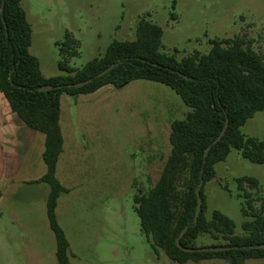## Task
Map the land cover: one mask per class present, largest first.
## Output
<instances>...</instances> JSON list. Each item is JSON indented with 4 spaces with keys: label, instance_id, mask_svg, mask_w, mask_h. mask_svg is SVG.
<instances>
[{
    "label": "rangeland",
    "instance_id": "rangeland-1",
    "mask_svg": "<svg viewBox=\"0 0 264 264\" xmlns=\"http://www.w3.org/2000/svg\"><path fill=\"white\" fill-rule=\"evenodd\" d=\"M31 26L29 53L44 77L64 75L57 43L66 31L78 41V54L67 59L81 68L100 57L112 41L135 39L145 18L162 29L161 51L181 59L205 54L210 42L243 39L264 59V0H20ZM5 101V100H4ZM6 102V101H5ZM189 111L167 86L134 80L106 85L92 94L60 97L59 125L63 148L55 177L67 189L57 199L55 215L69 244L70 264H177L154 253L140 231L134 211L137 188L155 184L170 152V123ZM2 118V117H0ZM20 121V120H19ZM0 122V178L11 180L0 199V264H57L55 239L45 211L48 185L32 183L45 170L40 157L43 135L26 140L28 128ZM23 127V129H22ZM25 129V132H24ZM240 132L264 140V110L248 119ZM214 177L203 186L209 219L218 211L242 234L243 198L237 179L257 180L252 206L264 215V164H255L231 149L214 165ZM206 234L199 247L222 246ZM185 264H228L221 259ZM244 264H264L262 259Z\"/></svg>",
    "mask_w": 264,
    "mask_h": 264
},
{
    "label": "trees",
    "instance_id": "trees-1",
    "mask_svg": "<svg viewBox=\"0 0 264 264\" xmlns=\"http://www.w3.org/2000/svg\"><path fill=\"white\" fill-rule=\"evenodd\" d=\"M0 94L11 113L29 129L44 136L41 159L45 173L32 183H45L49 192L45 202L48 226L55 239L57 264H70L69 244L57 223L55 209L58 197L67 192L55 177L62 152L63 138L59 126L60 97L91 94L112 85L121 87L134 80H147L169 87L189 108L184 118L170 123V152L155 184L137 188L133 196L134 211L140 231L150 242L156 255L161 250L177 264L188 261L221 259L228 264H244L246 260L264 258V249L233 247L264 243L263 205L259 211L252 206L250 189L258 182L252 177L237 179L241 212L252 219L241 224L242 234L234 235V223L218 211L205 216L203 186L214 177V165L224 161L231 149L255 164H264V140L247 137L240 127L256 112L264 110V59L243 39H220L210 42V49L176 59L161 51L162 29L142 18L135 28V39L112 41L100 57H94L81 68H72L67 59L78 54V41L68 31L64 41L57 43L64 58L57 63L64 73L44 77L38 60L28 48L31 26L20 0H0ZM112 69L89 83L70 88L67 84L90 79L109 67ZM185 76V77H183ZM40 86L52 89L39 92ZM227 126L223 136L211 145L203 161L205 148ZM199 188L201 210L193 222L196 207L195 189ZM186 227L181 237L179 234ZM222 239L217 247H230L220 252H183L175 239L186 248H198L199 235Z\"/></svg>",
    "mask_w": 264,
    "mask_h": 264
},
{
    "label": "water",
    "instance_id": "water-1",
    "mask_svg": "<svg viewBox=\"0 0 264 264\" xmlns=\"http://www.w3.org/2000/svg\"><path fill=\"white\" fill-rule=\"evenodd\" d=\"M0 12H2V7H1ZM113 67H114V65H110L109 67H107L106 69H104L103 71H101L100 73L95 75L94 77H92L90 79H87L85 81H82V82L67 84V87L79 88V87L89 83L91 80H93V79H95V78H97L99 76L104 75L107 71H109ZM183 77H185V76H183ZM51 89H52L51 86H40L36 90L39 91V92H45V91H49ZM226 126H227V120L225 121V125H224L222 131L220 132V134L212 141L211 144H209L205 148L204 153H203V161H205V158H206V156L208 154V151H209L211 145L215 144L223 136V134L225 132V129H226ZM202 184H203V181H202V179H200L198 187L195 189L196 207H195V211H194L193 222H195L197 220L198 214H199V212L201 210V196L199 194V188L202 186ZM185 230H186V227L181 231V233L179 234V237H181L183 235ZM179 237L175 239V244H176L177 248L180 249L183 252H220V251H226V250L231 249L230 247H217V246H214V247H199V248H186V247H183L180 244ZM233 248L234 249H238V248H240V249H264V243L247 245V246H240V247H233Z\"/></svg>",
    "mask_w": 264,
    "mask_h": 264
},
{
    "label": "crops",
    "instance_id": "crops-1",
    "mask_svg": "<svg viewBox=\"0 0 264 264\" xmlns=\"http://www.w3.org/2000/svg\"><path fill=\"white\" fill-rule=\"evenodd\" d=\"M80 95H86V94H80ZM77 96H79V95H77ZM69 97H71V96H69ZM71 98H75V97H71ZM0 117H2V118H0V122L4 126H7V124H10L11 121L17 123L18 127L19 126L20 127L22 126L21 123H20L21 121H19V119L17 118V116L15 114H13V113L10 112V110L8 108V105L4 101V98H3V96L1 94H0ZM59 117H60V113H59ZM22 129H23V127H22ZM29 130H31V129L28 128V131L26 130V132H25V129H24V132H25V135H26V140L29 139V142H31V141L33 142V140H35V136L36 135H35V133H33V132L29 131ZM42 140H43V143H44V136H43V139ZM43 148H44V145H43ZM43 148L40 151V157H41V154L43 152ZM62 148H63V146H62ZM44 173H45V170L42 172V174H39L34 180L40 178ZM7 178H5V177L3 179L0 178V199H2L4 197V195H6L5 193L7 192V184L8 183H11L10 178L9 179H7ZM43 184H45V183H43ZM42 192H43V195H46L45 197L47 198V195H48V192H49V187H48V192H45L44 189H42Z\"/></svg>",
    "mask_w": 264,
    "mask_h": 264
}]
</instances>
